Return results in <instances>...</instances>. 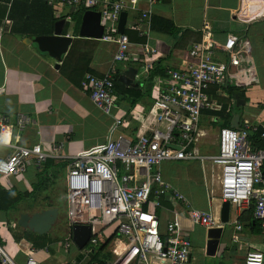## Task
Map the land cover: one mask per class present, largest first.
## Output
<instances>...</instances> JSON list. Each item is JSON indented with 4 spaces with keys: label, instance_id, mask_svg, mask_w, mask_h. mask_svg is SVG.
I'll return each mask as SVG.
<instances>
[{
    "label": "crops",
    "instance_id": "obj_1",
    "mask_svg": "<svg viewBox=\"0 0 264 264\" xmlns=\"http://www.w3.org/2000/svg\"><path fill=\"white\" fill-rule=\"evenodd\" d=\"M3 3L5 2L0 0V117H10L11 121L7 130L12 134L13 141L21 146L31 147L41 143L46 148L53 142H62L65 147L64 154L72 156L82 150L105 143L111 125L117 118H121L124 125L119 128L118 133H124L131 138H136L140 131L144 132L146 129L149 131V128L158 127L152 107L153 98L150 94L152 88L160 77H167L165 71L168 68L180 67L186 62L190 48L203 38L206 27L210 28L212 38L220 44L231 37L244 39L251 44L250 55L254 71L251 75L246 71L242 77V81L246 84L239 86L244 91V96L239 95V97L245 99V104L238 106L234 97V114L229 127L236 116L240 117V124L245 119H249L255 125L264 121V0H170L169 2L138 0L135 8L126 9L125 12L128 13L126 30L130 29V25L147 10H151L152 17L171 21L178 30L172 34L155 29L141 32L133 30L128 52L139 57L140 60L133 59L124 70L122 65L118 67L123 70V73L130 67L136 68L138 72L133 85L119 82L127 88L137 87L142 96L133 104L132 97L122 95L119 98L117 94V106L111 115L105 114L93 103L89 94L81 87V81L87 72L96 75L109 72L118 44L101 38L81 36L80 31L79 36H75L73 34L75 21L66 20V15H70L72 10L68 7L53 6L54 15L60 17V20H65L64 34L73 37L58 68L57 59L42 53L35 43L24 41L25 38H33L14 32L13 20L8 18L7 14L3 17L5 8ZM56 9H60L62 13L55 14ZM16 28L19 29L20 25H16ZM54 29L55 26L53 32ZM135 31L140 33L139 36L135 35ZM140 36L146 37L145 45L156 49L155 53L146 55L145 45L137 40ZM216 57L218 61H226L220 49L216 51ZM211 94H213L211 95L213 101L216 102V106L212 109H221L222 105L218 102V96L214 95V91ZM225 99L228 98L225 97ZM210 110L203 111L200 122L201 139L198 148L205 156L218 153V133L222 127L219 118L209 114ZM21 118L29 119L23 127L19 126ZM165 126L161 124V127ZM215 129H217L216 142L210 145L208 138ZM10 151L8 147L1 148L0 159L8 155ZM184 162L188 164V167H185L187 170L179 173L181 176L179 175L178 179L181 181L185 175L186 178L195 180L198 185L196 193L188 194L172 180L168 175L170 172H166L170 163L176 165V163ZM170 163H165L167 166L165 169L163 163L160 166L161 171L165 180L183 195L185 200H177L168 195L163 199L162 208L157 211L160 213L163 227L176 213L178 214L182 236L189 238L192 249L196 247L197 255H201L197 259L192 251L191 264H244L248 250L264 252V235L261 226L259 227L261 231L257 232L255 230L258 228L253 227L249 220H244L241 221L243 225L241 231H237L235 227V220L240 219V216L245 217L243 213L250 207L243 210L240 216L235 207L234 210L231 208L229 223L221 222L220 211L223 202L220 199L217 167H213L210 161ZM174 164L173 168H175ZM213 168L214 172H212ZM66 170L68 172V167ZM37 179L38 171L31 167L25 178L11 177L0 183L6 188L16 187L26 192L32 189L33 182ZM24 201L20 202L16 209L0 210V223L6 224L8 231L6 250L17 264H25L32 250H35L37 264L95 263H91L92 254L97 253L99 247L91 254L84 249L80 250L75 244L70 249H65L64 243L71 233L67 217V202L66 210L56 204L51 206L59 209L58 221L49 233L41 235L18 225L17 219L22 213L33 214L42 210H25L22 208ZM190 205L203 211L213 210L222 224L223 233L214 255L207 252L208 229L193 224L188 218ZM28 231L45 237L33 240L32 237L28 238L25 235ZM235 233L240 236L238 242L232 239ZM117 238L116 233L106 235L103 240H110V243L98 259L105 262L114 259L112 247ZM205 258L210 260L207 262Z\"/></svg>",
    "mask_w": 264,
    "mask_h": 264
},
{
    "label": "built area",
    "instance_id": "obj_2",
    "mask_svg": "<svg viewBox=\"0 0 264 264\" xmlns=\"http://www.w3.org/2000/svg\"><path fill=\"white\" fill-rule=\"evenodd\" d=\"M43 1L72 11L95 9L101 12L104 27L101 39L116 42L118 49L110 71L104 75L87 72L81 87L101 111L111 115L118 100L116 75L123 73L133 59L140 60L128 52L129 35L118 31L121 13L135 8L138 0ZM61 13L56 9L55 14ZM66 17L72 22L71 15ZM151 17V10H147L129 28L148 31ZM219 49L226 57L225 62L217 60ZM155 52L156 49L145 45L146 55ZM250 53L248 41L231 37L220 44L206 27L203 38L190 48L186 62L180 67L168 68L167 77H160L152 88L150 94L158 127L140 131L136 138H131L118 133L124 125L122 119L117 118L105 143L72 156L64 154L62 142H53L46 148L41 143L31 147L17 144L7 130L10 117L1 116L0 149L8 147L11 151L0 159V182L11 177L25 178L31 167L39 171L50 158L69 159L66 188L71 233L64 243L65 249L74 245L73 227L89 225L91 237L84 248L89 254L95 252L109 233L118 236L112 247L114 259L103 264H191L192 244L182 236L178 214L163 227L157 211L168 195L185 200L165 180L160 166L165 162L210 161L218 169L221 202L229 201L239 216L254 205L253 217L260 223L264 235V148L256 149L251 142V133L259 128L264 138V121L255 125L245 119L238 128L221 127L219 150L215 155H202L198 148L202 113L216 106L211 92L230 98L226 92L229 86L246 84L242 81L245 72L251 75L254 71ZM118 65H122L123 70ZM231 101L234 102V97ZM27 122L29 119L21 118L19 126ZM161 124L166 126L163 128ZM188 218L207 229L222 225L213 210L203 211L191 205ZM112 226L114 229L108 232ZM235 227L237 231L242 230L239 218L235 220ZM232 239L238 242L239 234H233ZM37 263L35 250H32L25 264ZM0 264H17L1 244ZM244 264H264V252L248 250Z\"/></svg>",
    "mask_w": 264,
    "mask_h": 264
},
{
    "label": "trees",
    "instance_id": "obj_3",
    "mask_svg": "<svg viewBox=\"0 0 264 264\" xmlns=\"http://www.w3.org/2000/svg\"><path fill=\"white\" fill-rule=\"evenodd\" d=\"M5 8L3 10V17L7 14L8 18L12 19L14 22V32L21 35H26L28 37L34 38L39 35H50L53 32L55 23L60 20V17L54 15V7L49 6L46 1L43 0H1ZM163 2H169L170 0H161ZM9 7V8H8ZM86 10L79 9L78 11H72L70 15L75 21V26L73 27V34L79 36L80 23L83 14ZM20 25L17 29L16 25ZM151 29L159 30L161 32L175 33L177 32V27L171 21L163 18L152 17L151 18ZM133 30L127 29L126 34L131 37ZM137 36L139 32L135 31ZM142 45L147 43L146 37L140 36L137 39ZM163 71V70H162ZM166 72V71H165ZM164 73V72H163ZM118 75H116V91L119 98L124 96L132 97L134 104L138 98L142 96V93L137 90V87L127 88L124 87L122 83L119 82ZM230 98L225 99V97H217L218 102L222 105L219 110L211 109L209 114L217 116L221 122L222 127H229L231 123L232 116L234 114V104L231 102L233 97L236 95L244 96L243 89L235 86H229L226 89ZM217 96V95H215ZM216 124V123H215ZM262 129H258L251 133V142L256 149L264 148V138L261 136ZM69 164V159H48L38 171V179L33 182L32 189L26 192L20 191L16 187L6 188L0 183V210L10 211L16 209L20 202L23 200H34L36 198V193H43L48 188H50L55 182L57 177L59 178L63 175V172L67 169ZM264 172V164H263ZM45 207H51L55 204L51 201L45 202ZM254 205L250 206V209L244 212L245 217L240 216V221L249 220L253 227H256L255 231L259 232L261 229L260 223L253 217ZM28 238L41 239L45 236L36 235L32 231H28L25 234ZM18 238V237H17ZM30 239V240H32ZM110 240H103L99 245V251L92 254L91 263L103 264L105 261L98 259V256L107 248Z\"/></svg>",
    "mask_w": 264,
    "mask_h": 264
},
{
    "label": "water",
    "instance_id": "obj_4",
    "mask_svg": "<svg viewBox=\"0 0 264 264\" xmlns=\"http://www.w3.org/2000/svg\"><path fill=\"white\" fill-rule=\"evenodd\" d=\"M128 13L123 11L121 13L120 21L118 24L119 33L126 32ZM65 20L61 19L55 23L53 34L39 35L33 39L25 38L26 43H35L42 53H47L53 58L57 59L59 63L63 60L64 55L67 53L73 37L64 34ZM104 27L101 23V12L95 9H88L84 12L82 23L80 27V35L84 37L102 38ZM138 70L130 67L125 73L119 76V81L126 85H133ZM236 104L240 106L245 104V99H241L236 95ZM240 124V117L236 116L232 121L231 127L238 128ZM59 209L51 207L42 209L33 214L22 213L17 219L20 227L30 229L38 234H46L51 231L53 226L57 223L59 217ZM231 213V203L229 201L223 202L220 211V220L222 223H229ZM223 233V227L210 228L207 231V252L214 255L217 252L220 238ZM91 237V227L89 225H75L72 229V239L76 247L80 250L84 249L88 244ZM189 240V238H187Z\"/></svg>",
    "mask_w": 264,
    "mask_h": 264
},
{
    "label": "rangeland",
    "instance_id": "obj_5",
    "mask_svg": "<svg viewBox=\"0 0 264 264\" xmlns=\"http://www.w3.org/2000/svg\"><path fill=\"white\" fill-rule=\"evenodd\" d=\"M205 126V125H204ZM203 126V127H204ZM202 127V125H201ZM218 129V128H217ZM213 130L211 133L210 137L208 138V142L211 145L212 143L216 142V130ZM165 163H170V162H165ZM165 163L163 164L164 169ZM174 163H170L169 166L167 167L166 172L168 175L172 178V180L178 184L180 187H182L188 194H193L196 193L198 190V185L195 180H192L190 178H186L185 175H183V179L180 181L179 175L181 176L182 171H186L187 169L185 167H188L187 163H176L174 164L175 168H173ZM179 167V168H178ZM178 174V175H176ZM66 179H67V170L63 172V175H61L59 178L57 177L56 182L48 188L45 192L43 193H36V198L34 200H25L22 203V208L25 210H30L34 211L37 209H46L44 206L46 201H51L54 204H56L58 207H61L63 210H66V202H67V189H66ZM217 195L219 194V190L217 189L216 191ZM231 208L234 210V205H231ZM114 229V226L110 227L108 232H112ZM8 231L6 230V224L0 223V244L6 249L5 243H6V238L8 237ZM194 255L199 259L201 255H197L198 249L196 247H193L192 249ZM207 262L210 260V258H205Z\"/></svg>",
    "mask_w": 264,
    "mask_h": 264
}]
</instances>
